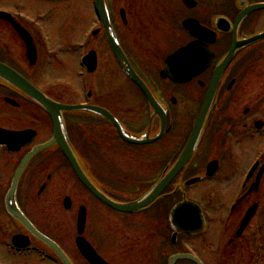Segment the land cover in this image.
<instances>
[{
	"label": "flooded vegetation",
	"instance_id": "af4514ba",
	"mask_svg": "<svg viewBox=\"0 0 264 264\" xmlns=\"http://www.w3.org/2000/svg\"><path fill=\"white\" fill-rule=\"evenodd\" d=\"M16 1L20 4L14 12L0 5V13L8 14V20L0 18L8 29L4 31L8 42H4L5 54L0 62L54 102L101 109L114 122L92 112L62 114L64 145L75 152L82 170L106 203L81 184L63 145L58 143L30 160L10 198L19 167L34 149L53 140L55 125L41 105L0 80V128L17 134L31 132V143L19 146L15 142L19 146L16 151L0 146V264H264V40L235 54L218 84L195 151L158 197L135 211H117L112 206L142 202L179 164L215 71L227 57L233 40L240 42L264 32V8L248 12L251 7L264 6V0H132L119 11L123 29L115 25L120 0H106L117 40L156 101L157 112L141 88L125 78L103 31L99 34H103L107 46L97 51L94 71L85 69L82 94L70 84L48 81L46 68H40L42 31L25 19V0ZM155 11L167 22H179L182 27L183 40L166 54L150 46L154 30H141L135 38L142 41L128 40L133 36L127 29L130 18L136 13L153 21ZM13 22L31 35L38 55L35 67H28L27 44ZM191 22L205 30L207 41L184 28ZM193 43L209 51L210 65L187 82L170 79L169 57ZM34 68L37 81L31 77ZM123 78L135 93L130 99L133 106L126 110ZM118 126L138 144L125 142ZM88 162L116 167V171L102 169L98 180ZM187 201L197 208L187 207ZM179 206L183 213H200L205 222L202 232L176 233L172 214ZM10 208L22 213L47 240L31 233L9 213ZM81 209L86 212L83 237L92 259L86 258L78 246ZM92 214L100 222V234L89 224ZM142 244L154 247L148 250L150 254L139 252Z\"/></svg>",
	"mask_w": 264,
	"mask_h": 264
},
{
	"label": "water",
	"instance_id": "95a60500",
	"mask_svg": "<svg viewBox=\"0 0 264 264\" xmlns=\"http://www.w3.org/2000/svg\"><path fill=\"white\" fill-rule=\"evenodd\" d=\"M96 13L102 22L104 29L106 31L107 37L110 41L112 50L121 66L123 69L124 73L126 76L131 79L133 82L138 84L143 91L145 92L148 100L151 102L153 108L155 111H158V105L154 98L148 93L147 89L143 86L142 82L138 78V76L135 74L133 71L132 67L130 66L129 62L127 61L125 55L123 54L121 48L118 46L117 40L114 36V33L112 31L110 22H109V16L105 4V0H96ZM5 18V17H4ZM8 19V18H6ZM238 23L235 24L237 27ZM15 28L17 32L20 34V36L28 42V35L27 33L17 25H15ZM185 28L190 30L198 39L207 41L205 35L203 34L205 31L203 28H201L198 24L196 23H185L184 24ZM203 34V35H201ZM264 40V33L257 35L254 38H250L248 40L241 41L239 43H236V41L233 42V45L231 47V50L229 54L227 55L226 59L220 64V66L217 68L214 78L212 80L210 90L208 93V97L205 101V104L203 106V109L201 111V114L199 116V119L195 125L193 135L191 137V140L180 157L179 164L173 169L172 173L169 174L164 180H162L157 187L154 189V191L142 202L135 203L134 205L131 206H125V205H112L115 209L123 212L127 211H135L136 207L139 209L143 205L152 202L164 189V187L169 183V181L172 179V177L180 171L186 163L189 161L191 158L193 152L196 149V145L199 141V137L201 135V132L204 127V122L207 116V113L211 107L213 97L216 93L218 84L222 78V75L228 65L231 63L234 55L236 54L237 51L240 49L247 47L255 42ZM30 41V39H29ZM183 59H182V58ZM28 58L31 63V65H34L36 63V53L35 49L32 45H28ZM211 55L208 50H205L200 44L193 43L189 45L188 47L178 51L177 53L173 54L167 61V66H168V74L171 79L174 81H184L187 82L201 73H203L207 67L210 65L211 62ZM89 60V58H87ZM0 79L7 84L15 87L19 91L23 92L26 94L28 97H30L32 100L40 104L51 116V118L54 121L55 125V137L54 140L49 143L46 146L39 147L35 149L27 158L26 160L22 163V166L19 169V172L17 173L12 190L10 192V198L14 196L17 181L19 179V176L23 172L24 168L28 164V162L40 151L45 150L51 146H53L55 143H60L63 145V152L66 155L67 159L71 163L77 177L79 180L86 186L96 197H98L100 200L104 201L105 203L107 200L90 184L88 181L87 177L84 175L83 171L81 170L77 159L73 153L72 150L68 149L65 145V139H64V127H63V121H62V112L65 111H94L97 112L101 115H106V113L102 110L95 109V108H89V107H83V106H63L59 105L50 99H48L43 93L38 91L36 88H34L31 84H29L25 79L20 77L17 73H15L13 70L8 68L7 66L3 65L0 63ZM121 132V129H120ZM122 134V132H121ZM124 139L130 143H137L131 139H128L124 134ZM30 133H24V134H16V133H6L0 130V144L1 145H8L11 147V149H17V146H15V142L19 144H25V143H30ZM22 137V139H21ZM65 144V145H64ZM196 208V207H194ZM10 214L15 217L17 220H19L22 224H24L28 230L33 233L36 237L40 239H45L44 237L40 236L32 226H30L26 219L16 210V209H9ZM184 217H187V219H182ZM173 222L176 226V230L182 233H198L202 231L203 229V219L197 211L194 210H188V213H183V211L180 210V206L176 208L173 211ZM85 226V213L81 212L80 217H79V234L82 235L83 230ZM47 240V239H45ZM52 246V245H51ZM78 246L82 252V254L89 259L93 258V253H90V247L89 245L85 242V240L80 237L78 239ZM53 247V246H52ZM54 248V247H53ZM185 258V257H182ZM92 262V261H91ZM172 262H175L173 259ZM94 263V262H93Z\"/></svg>",
	"mask_w": 264,
	"mask_h": 264
},
{
	"label": "rangeland",
	"instance_id": "374dc122",
	"mask_svg": "<svg viewBox=\"0 0 264 264\" xmlns=\"http://www.w3.org/2000/svg\"><path fill=\"white\" fill-rule=\"evenodd\" d=\"M132 3V0H120L117 4L116 13H118V23H115L117 29L124 28L119 17V11L127 8ZM19 4L20 3L16 0H0V5L11 12H14ZM23 7L25 19L35 27V30L42 31L44 47L56 53L51 55L54 56L53 60H57V62L55 61L53 63L56 69L52 71L51 68L46 67L48 71L44 70L45 78L52 82L60 81L61 83L70 84L75 92L82 94L80 92H83L85 85L82 77L85 76V74L82 73L79 65V57L83 49L82 46L87 45L88 49L96 52L105 48L103 34H99L96 38H93L91 35V31L101 29L100 22L95 15L93 0H25ZM148 14H150V12ZM48 15L51 16L52 19H48ZM144 16L145 17L142 18L140 14L137 15L135 13L134 16L130 18L127 27L128 30L132 31L131 35H133L131 36L132 38L128 39L130 42L133 40L135 41V37L138 38V36L141 35V30H154V43L150 44V46L159 47L161 52L166 54L176 47L175 44H180L181 40H183L182 27L179 22L169 23L166 21L165 16L158 15L156 11L155 17H152L153 21H150L146 15ZM6 30L8 31L5 23L0 22V49H2V51H0V56L3 57L5 54L3 50L4 42H8L7 35L4 32ZM172 33H174L175 36L172 35ZM137 40L142 41V39ZM45 56V52H43L41 55V63L45 60ZM80 74H82V76ZM31 77L32 80L37 81L36 77ZM123 83V104L126 110L133 106L131 104L133 97L131 96L135 93L132 91V86L125 78H123ZM43 86L48 88V84L46 83H44ZM64 97L68 99V96ZM124 156L126 157V153H124ZM88 166L94 172L98 180L101 179L100 171H102V169H107L108 172L116 171V167L105 168L90 162H88ZM90 218L89 224L95 227V232L97 234H100V222L96 221V215L92 214ZM139 233L141 232L138 231V234ZM95 237L99 238L96 234ZM153 248L154 247L142 244L139 248V252L142 251V254L148 255L150 254L148 250L152 251ZM155 248L158 249V247Z\"/></svg>",
	"mask_w": 264,
	"mask_h": 264
}]
</instances>
